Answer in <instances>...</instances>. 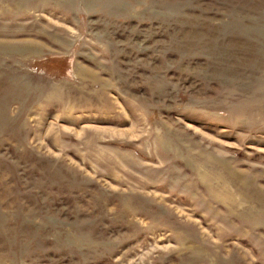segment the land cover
<instances>
[{"label":"rangeland","instance_id":"1","mask_svg":"<svg viewBox=\"0 0 264 264\" xmlns=\"http://www.w3.org/2000/svg\"><path fill=\"white\" fill-rule=\"evenodd\" d=\"M0 264H264V0H0Z\"/></svg>","mask_w":264,"mask_h":264}]
</instances>
